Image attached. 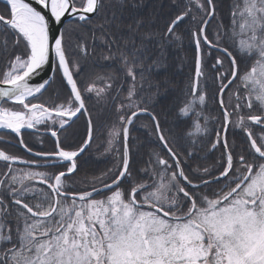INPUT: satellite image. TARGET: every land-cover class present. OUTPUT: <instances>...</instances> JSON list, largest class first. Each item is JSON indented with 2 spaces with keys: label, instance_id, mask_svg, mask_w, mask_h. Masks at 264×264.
<instances>
[{
  "label": "snow or ice",
  "instance_id": "1",
  "mask_svg": "<svg viewBox=\"0 0 264 264\" xmlns=\"http://www.w3.org/2000/svg\"><path fill=\"white\" fill-rule=\"evenodd\" d=\"M171 2L174 14L158 27L154 16L129 12L143 0H3L0 141L14 134L30 158L0 150V264H264V0H234L230 24L218 16L220 0ZM182 26L194 44V75L169 126L172 110L155 109L172 81L162 90L152 70L167 67ZM89 42L102 46L99 59L112 71L83 77L76 53L90 55ZM57 78L66 95L44 102ZM94 98L112 106L103 152L112 165L81 177ZM140 117L152 140L136 167L129 138ZM82 118L85 138L65 147L61 130ZM41 125L55 138L51 152L24 139ZM230 127L242 133L239 145L229 142ZM205 142L221 157L193 166Z\"/></svg>",
  "mask_w": 264,
  "mask_h": 264
},
{
  "label": "trees",
  "instance_id": "2",
  "mask_svg": "<svg viewBox=\"0 0 264 264\" xmlns=\"http://www.w3.org/2000/svg\"><path fill=\"white\" fill-rule=\"evenodd\" d=\"M140 3V0H136ZM234 0H220L218 4V16L223 19L225 24H230L231 21V9ZM0 7L3 4L0 3ZM175 6L172 4L171 0H143V5L139 9L133 10L129 9L133 15L139 16H154L156 20V25L158 27H163L165 21L174 14ZM131 16L127 17L125 22H128ZM216 29V23L213 21L208 27L209 35H212ZM184 36L183 43L179 46H169L166 49V63L167 67H161L158 70L153 68L152 78L161 83L163 90V81L168 79L172 81V85L168 87L167 92L159 96L156 101V111L160 112L162 110H172V114L169 117V126L173 123V118L175 114L176 105L180 103L182 99H185V93L188 92V84L191 77L194 75V57L195 50L194 44L190 42V37L184 30V26L180 29ZM99 45V41L96 42ZM102 47V46H100ZM100 47L92 50L91 42H89L90 55L87 57L81 56L80 53H76L80 56V65L84 69L83 77H90L96 73H107L112 71L108 65L110 62L103 61L99 59L100 57ZM18 54L22 49H16ZM218 55L216 51H212L211 56L206 57L208 61V68L206 70L208 79V94L211 96L216 92L217 85L212 84L210 76L214 69L211 65L215 62L214 57ZM7 57L0 56V70L6 67ZM225 67H227V61H225ZM57 95L63 97L66 95V89L61 85L59 79L57 78L48 89L47 92L41 97L44 102L50 103L55 100ZM227 102V100H226ZM91 107L93 108V118L96 123V131L94 132V142L91 144L90 149L82 155L79 159V164L82 169L81 177L84 173L89 175L111 167L112 159L109 156L103 154L104 148L106 147V133L108 126L114 120V114L112 112L111 104L105 106L103 103L97 104L95 98L93 99ZM209 111L213 116L219 115V108L215 102L210 101L208 105ZM222 120V117H221ZM149 121L147 117H140L134 121L133 126L130 127V138L129 144L132 149L133 160L135 161L136 167H141L148 160V152L150 150V142L152 137L148 134L147 129L143 125L148 124ZM213 127L219 128V122H213ZM86 133V123L85 119H80L76 121L66 132L62 131L60 139L65 147H76L79 146ZM29 141L26 140L30 146L36 150H42L46 152H51L55 148L54 141L43 135L26 134ZM229 142L233 140L239 145L242 140V133L238 130L233 133V130L229 129L228 132ZM205 147L199 152L200 159L192 161L193 166L196 164L213 166L219 161L221 157V150L210 151V145L205 142ZM1 147L9 148L13 154L24 155L25 158H30L23 152L22 149L16 146H10L0 143ZM23 167V166H20ZM3 162H0V171H3ZM215 171V168H213ZM81 177H78L81 178Z\"/></svg>",
  "mask_w": 264,
  "mask_h": 264
},
{
  "label": "water",
  "instance_id": "3",
  "mask_svg": "<svg viewBox=\"0 0 264 264\" xmlns=\"http://www.w3.org/2000/svg\"><path fill=\"white\" fill-rule=\"evenodd\" d=\"M52 75H53V73L49 72L48 76H46L45 79L50 78ZM37 80H39V78H37ZM28 131L35 132V131H32V130H28ZM35 133H39V132H35ZM46 134L50 135V133H46Z\"/></svg>",
  "mask_w": 264,
  "mask_h": 264
},
{
  "label": "flooded vegetation",
  "instance_id": "4",
  "mask_svg": "<svg viewBox=\"0 0 264 264\" xmlns=\"http://www.w3.org/2000/svg\"><path fill=\"white\" fill-rule=\"evenodd\" d=\"M214 51V50H213ZM225 100H227V97H225Z\"/></svg>",
  "mask_w": 264,
  "mask_h": 264
}]
</instances>
